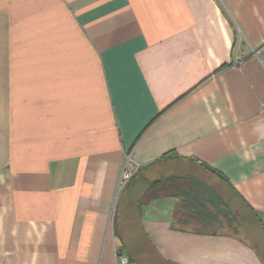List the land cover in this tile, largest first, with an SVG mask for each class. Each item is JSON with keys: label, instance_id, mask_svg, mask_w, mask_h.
Listing matches in <instances>:
<instances>
[{"label": "crops", "instance_id": "0c3cea01", "mask_svg": "<svg viewBox=\"0 0 264 264\" xmlns=\"http://www.w3.org/2000/svg\"><path fill=\"white\" fill-rule=\"evenodd\" d=\"M243 202L264 0H0V264H264Z\"/></svg>", "mask_w": 264, "mask_h": 264}, {"label": "trees", "instance_id": "16d2710c", "mask_svg": "<svg viewBox=\"0 0 264 264\" xmlns=\"http://www.w3.org/2000/svg\"><path fill=\"white\" fill-rule=\"evenodd\" d=\"M243 204H244L245 212H247L246 213L247 217H246V219L244 218V221H249L250 219L253 220L255 223L258 224L259 228L261 229V231L264 234V229H263V227H261V223H260L259 219L257 218V214L251 208H249V206L246 205L244 202H243Z\"/></svg>", "mask_w": 264, "mask_h": 264}, {"label": "built area", "instance_id": "2783aa9c", "mask_svg": "<svg viewBox=\"0 0 264 264\" xmlns=\"http://www.w3.org/2000/svg\"><path fill=\"white\" fill-rule=\"evenodd\" d=\"M131 176H132V173L130 172V170L127 167H125L121 173L119 183L120 184L126 183L127 181L130 180ZM119 259L122 264L126 263L125 258L119 257Z\"/></svg>", "mask_w": 264, "mask_h": 264}, {"label": "rangeland", "instance_id": "374dc122", "mask_svg": "<svg viewBox=\"0 0 264 264\" xmlns=\"http://www.w3.org/2000/svg\"><path fill=\"white\" fill-rule=\"evenodd\" d=\"M213 179L216 180V178H214V177H213ZM256 230H258V231H257V233H255L256 235H254V237H258V239H262V238H264V234H262V232L259 231V229H256ZM256 230H255V232H256ZM243 231H244V233H245V235H246L247 233H249V232H251V231H253V230H252L251 227H248L247 229H244ZM245 235H243V236H245ZM251 241L257 243V242L254 241V240H251Z\"/></svg>", "mask_w": 264, "mask_h": 264}]
</instances>
